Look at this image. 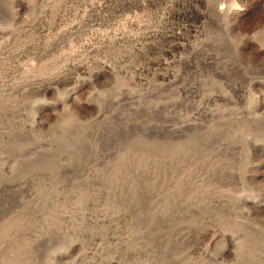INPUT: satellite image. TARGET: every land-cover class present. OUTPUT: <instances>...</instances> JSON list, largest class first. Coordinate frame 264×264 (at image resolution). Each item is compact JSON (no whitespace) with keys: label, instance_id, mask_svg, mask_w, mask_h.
Returning a JSON list of instances; mask_svg holds the SVG:
<instances>
[{"label":"rangeland","instance_id":"1","mask_svg":"<svg viewBox=\"0 0 264 264\" xmlns=\"http://www.w3.org/2000/svg\"><path fill=\"white\" fill-rule=\"evenodd\" d=\"M49 1L0 0V264H264V0Z\"/></svg>","mask_w":264,"mask_h":264},{"label":"bare ground","instance_id":"2","mask_svg":"<svg viewBox=\"0 0 264 264\" xmlns=\"http://www.w3.org/2000/svg\"><path fill=\"white\" fill-rule=\"evenodd\" d=\"M39 1V0H38ZM77 1V0H76ZM102 1V0H101ZM104 1V0H103ZM21 2V1H20ZM93 2H95V1H93ZM36 3V2H35ZM40 4L39 5H42L43 6V8H48V6H49V4H50V1L49 0H40V2H39ZM82 3V2H81ZM74 4V3H73ZM100 4H101V2H100ZM100 4H99V2L97 3V2H95L93 5H91L92 6V11H93V15H94V17H92V19H94L95 20V23H93V24H98L97 22L99 21V16H100V14H99V16H98V10H99V7H101L100 6ZM32 5V4H31ZM88 5V4H87ZM90 6V5H89ZM25 7V6H24ZM29 7V6H28ZM50 7V6H49ZM88 7V6H87ZM91 8V7H90ZM102 8V7H101ZM49 9V8H48ZM50 9H51V7H50ZM84 9V8H83ZM88 9H89V7H88ZM79 10V9H78ZM86 10V9H85ZM84 10V11H85ZM72 11V10H71ZM222 11V10H221ZM218 13H219V10L217 11ZM72 13V12H71ZM87 13H89V12H87ZM80 14V13H79ZM220 14V13H219ZM43 15V14H42ZM78 15V14H77ZM91 15V14H90ZM55 16H56V14H55ZM54 16V17H55ZM63 16V15H62ZM73 16V15H72ZM83 16V15H82ZM85 16V17H84ZM83 17H82V19L83 18H85L86 19V15H84ZM89 16V15H88ZM61 17V16H60ZM56 18V17H55ZM75 18V17H74ZM77 18V17H76ZM48 19V18H47ZM88 19H90V18H88ZM91 19V20H92ZM101 19V18H100ZM41 20H44V19H41ZM80 20V19H79ZM78 20V21H79ZM78 21H75L77 24H78ZM46 22V21H45ZM44 22V23H45ZM70 22V21H69ZM71 22H73V20L71 21ZM70 22V23H71ZM84 22H86L85 20H84ZM79 23H80V21H79ZM82 24H83V22H81ZM80 23V24H81ZM100 23V22H99ZM40 24H42V23H40ZM72 24H74V23H72ZM79 25V24H78ZM125 25V24H124ZM127 25H129L130 26V24H127ZM132 25V24H131ZM145 25V24H144ZM144 25H142L143 27H144ZM80 26V25H79ZM79 26H78V28H79ZM134 26V24L131 26V27H133ZM141 25H139L138 27H140ZM147 26V25H146ZM146 26H145V28H146ZM74 27V26H73ZM77 27V26H76ZM69 28V27H68ZM71 28V27H70ZM120 29V28H119ZM141 29V28H140ZM144 29V28H143ZM71 30H73L72 28H71ZM79 30V29H78ZM146 30V29H145ZM144 30V31H145ZM66 31V30H65ZM143 31V32H144ZM116 32H118V30L116 31ZM121 32V30H119V33ZM122 32H124V31H122ZM153 31H151V33H152ZM65 33V32H64ZM140 33H142V32H140ZM147 33H149V32H147ZM156 33V32H155ZM155 33H153V35L155 34ZM158 33V32H157ZM114 34V33H113ZM122 34H124V33H122ZM128 34V33H127ZM143 34V33H142ZM159 34V33H158ZM98 35V34H97ZM101 35V34H100ZM117 35L118 34H115L114 36L115 37H117ZM145 35H146V33H145ZM148 36H149V34H147ZM161 35V34H160ZM103 36V35H102ZM104 36H106V35H104ZM125 36V35H124ZM124 36H123V38H124ZM133 36V35H132ZM135 36V35H134ZM143 36H144V34H143ZM157 36V35H156ZM100 37V36H99ZM113 37V36H112ZM115 37H114V39H115ZM120 37H121V35H120ZM126 37V36H125ZM141 37V36H140ZM145 37V36H144ZM159 37V36H158ZM129 39L131 38L130 37V34H129V37H128ZM135 38V37H134ZM138 38H139V36H138ZM103 39V38H102ZM121 39V38H120ZM153 39V38H152ZM97 40H98V38H97ZM122 40V39H121ZM120 40V41H121ZM125 40V39H124ZM139 40V39H138ZM137 40V41H138ZM142 40H143V38H142ZM146 40V39H145ZM148 40V39H147ZM100 41H101V38H100ZM112 41H116V40H112ZM119 41V40H118ZM125 41H127V40H125ZM129 41H131V40H129ZM136 41V40H135ZM109 43H110V41H108ZM143 42H144V40H143ZM142 42V43H143ZM145 42H147V41H145ZM48 43V42H47ZM104 43V42H103ZM103 43H101V44H103ZM117 43V42H116ZM125 43V42H124ZM108 43H106L105 45H107ZM147 44H148V42H147ZM147 44H144V45H147ZM98 44H96V45H94L93 44V46H97ZM141 45V44H140ZM92 45H91V47H93ZM98 46H100V44L98 45ZM109 47V46H108ZM90 48V47H89ZM96 48V47H95ZM104 48V47H103ZM106 48V47H105ZM100 49V48H99ZM102 50V49H101ZM138 50V49H137ZM139 50H141L140 49V47H139ZM96 51H99L98 49L96 50ZM103 51V50H102ZM143 51V50H142ZM93 53V52H92ZM91 53V55H93ZM96 53V52H95ZM90 54V53H89ZM128 54V53H127ZM86 59V58H85ZM2 60V59H1ZM6 60V59H5ZM9 60V59H8ZM95 60V59H94ZM4 61V60H3ZM2 62V61H1ZM79 62H81V61H79L78 60V64H79ZM83 62H85V61H83ZM3 63V62H2ZM1 64V63H0ZM104 64V63H103ZM106 64V63H105ZM82 66V65H81ZM85 68V67H84ZM83 68V69H84ZM22 70V69H21ZM24 77V76H23ZM28 79V78H27ZM67 102V101H66ZM64 104V103H63ZM256 111V110H255ZM261 112V111H260ZM259 113V112H258ZM264 114V113H263ZM261 115V114H260ZM253 120V119H252ZM36 121V120H35ZM34 122V121H33ZM32 123V122H31ZM246 203V202H245ZM254 206L255 207H257V208H259L260 210H262V211H264V205H262L261 203H254ZM257 210V209H256ZM128 239H131L130 237L128 238ZM125 240V239H124ZM127 241H129V240H127ZM127 243V242H126ZM101 245H99V246H96V247H92V248H87V250H85L84 251V253L82 254L83 255V259L81 258V260H82V262H81V264H150V260L148 259L149 257H151V253H149V252H146V251H143V250H141V249H131V250H126V249H117V250H110V249H108V248H105V247H100ZM106 246V245H105ZM113 246V245H112ZM128 246V245H127ZM108 247V246H107ZM133 247V246H132ZM116 248V247H115ZM114 248V249H115ZM119 248V247H118ZM113 249V248H112ZM191 252V251H190ZM228 253V250L227 249H223V251L221 252V253ZM186 253V252H185ZM192 253V254H191ZM191 253H188V256H190L191 258H192V256L195 254H198V256L199 257H209V254H208V252H202V250L200 251H196V252H191ZM192 255V256H191ZM156 256V255H155ZM188 256H185V257H188ZM154 257V256H153ZM190 257H188V259L190 258ZM202 259H204V258H202ZM190 260H193V259H190ZM200 260V259H199ZM155 262V261H154ZM187 262V261H186ZM203 262V261H202ZM201 262V263H202ZM204 262H205V260H204ZM203 262V263H204ZM156 263V262H155ZM211 263V262H210ZM154 264V263H153ZM189 264V263H188ZM205 264V263H204ZM214 264V263H213Z\"/></svg>","mask_w":264,"mask_h":264}]
</instances>
